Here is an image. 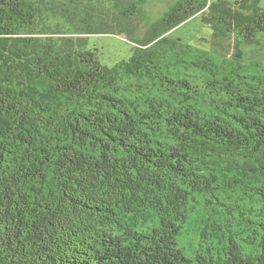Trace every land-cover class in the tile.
Returning a JSON list of instances; mask_svg holds the SVG:
<instances>
[{
    "label": "trees",
    "instance_id": "16d2710c",
    "mask_svg": "<svg viewBox=\"0 0 264 264\" xmlns=\"http://www.w3.org/2000/svg\"><path fill=\"white\" fill-rule=\"evenodd\" d=\"M145 4L0 0V264H264L261 0Z\"/></svg>",
    "mask_w": 264,
    "mask_h": 264
},
{
    "label": "rangeland",
    "instance_id": "374dc122",
    "mask_svg": "<svg viewBox=\"0 0 264 264\" xmlns=\"http://www.w3.org/2000/svg\"><path fill=\"white\" fill-rule=\"evenodd\" d=\"M175 2L176 0H146L143 14L149 15L150 20H157ZM261 6L264 8V0H261ZM141 26L144 27L145 25L143 24ZM142 27H140V31L144 32ZM173 36L181 38L185 42L198 45L203 44L202 38H210L212 36V31L210 28L204 26L199 19L195 18L179 27L173 33ZM94 39L96 38L92 40ZM101 44L105 46L103 53L105 54V61L109 65L130 55L131 45L127 42L125 37L101 36ZM188 254H190V251Z\"/></svg>",
    "mask_w": 264,
    "mask_h": 264
}]
</instances>
